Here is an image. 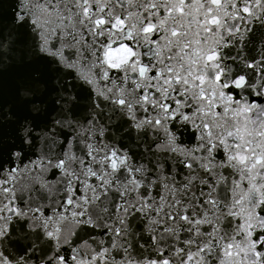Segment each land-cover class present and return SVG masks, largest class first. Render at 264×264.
<instances>
[{
  "label": "snow or ice",
  "instance_id": "snow-or-ice-1",
  "mask_svg": "<svg viewBox=\"0 0 264 264\" xmlns=\"http://www.w3.org/2000/svg\"><path fill=\"white\" fill-rule=\"evenodd\" d=\"M0 264H264V0H0Z\"/></svg>",
  "mask_w": 264,
  "mask_h": 264
}]
</instances>
